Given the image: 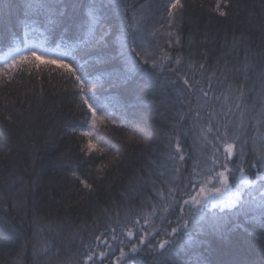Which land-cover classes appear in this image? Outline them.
<instances>
[{"label": "trees", "instance_id": "1", "mask_svg": "<svg viewBox=\"0 0 264 264\" xmlns=\"http://www.w3.org/2000/svg\"><path fill=\"white\" fill-rule=\"evenodd\" d=\"M42 2L0 0V57L16 53L17 48L26 49L32 40L78 74L83 66L87 80L94 81L88 85L86 80V88L92 87L102 105L97 115L108 119L96 121L94 135H85L92 116L65 69L43 63L37 68V62L18 68L0 65V264H77L89 250L97 253L92 264H115L120 249L127 251L135 242V237H127L124 225L133 231L143 228L152 234L149 240L157 231L164 238L163 231L170 232L177 217L187 219L190 211L204 215L201 223L215 213L226 217V228L237 222L244 227L224 239L205 227L197 237L204 243L186 245L177 252L181 259L188 261L198 253L208 264H262L264 229L244 216L233 217L239 205L215 203L213 208L208 202L200 210L183 205L189 193L196 195L200 186L211 187L212 150L199 132L210 109L199 99L197 89L190 90L187 99L178 97L182 80L174 69L192 83L200 81L199 87L206 90L211 78L210 98L227 93L229 84L235 88L248 76L246 91H253L247 93V104L251 109L255 102L256 108L246 117L249 143L244 167L247 179L259 183L256 169L249 170L247 161L255 159L252 138L256 148L264 146L253 118L260 108L257 93L264 73V0H181L183 8L171 18L170 33L163 23L173 0H96L104 7L99 13L101 21L95 25L88 8L93 0H49L60 13L51 23L43 10L29 13L25 8L27 3ZM217 5L225 16L219 14ZM90 27L95 38L104 30L108 34L100 43L93 39L86 46L83 42L89 39ZM165 56L170 60H164ZM131 59L142 71L134 72V79L126 83L120 73L127 71ZM153 61L157 68L152 67ZM200 64L205 65L203 70ZM213 72L215 76H211ZM129 86L136 89L135 95H129ZM234 100L233 92L226 103ZM221 103L212 100L217 112ZM198 108L201 118L194 128ZM181 111L188 115L177 127ZM5 115L11 119H4ZM213 135L208 134V140ZM176 136H180L185 158L173 163L169 141L175 143ZM217 158L223 162L222 152ZM228 166H236L235 157ZM174 167L179 168L178 174ZM215 170L223 169L217 165ZM73 171L94 190L85 189L71 175ZM238 177V173L236 178L230 177L229 189L234 193L239 188L233 184ZM190 180L197 185L195 189L188 187ZM101 234L106 243L95 240ZM113 235L118 239L113 240ZM100 252L108 255L101 258ZM155 255L146 251L139 259L142 264H153Z\"/></svg>", "mask_w": 264, "mask_h": 264}, {"label": "snow or ice", "instance_id": "2", "mask_svg": "<svg viewBox=\"0 0 264 264\" xmlns=\"http://www.w3.org/2000/svg\"><path fill=\"white\" fill-rule=\"evenodd\" d=\"M103 4H99L96 0L88 6L89 8V16L90 22L92 25L98 24L101 21V16L99 13L103 8ZM25 8L31 13L33 10L39 12L43 10L46 16L49 18V22L52 21V17H56L60 15L58 12L57 6L55 3L49 2V0H44V2L39 3L37 5H33L31 3H27ZM183 8V4L181 0H173L168 9V16L171 18L174 16L175 11ZM220 6L217 5V10L219 11ZM123 14H127L126 8L123 10ZM221 16H225L226 13L224 11H219ZM26 19H31V16H27ZM135 15L133 16V20H135ZM89 39L84 41L87 46L91 40L95 39V42L100 43L104 37L108 34L107 30L101 32L99 38H95L91 35L92 28H89ZM132 42L135 43V36L132 38ZM178 42V41H177ZM129 47H131L129 45ZM132 52H135L137 56L141 55V52L137 51L136 48H131ZM164 60H170V57L165 56ZM35 63V67L39 68L40 63L45 65H57L60 68L65 69L68 76L70 78H74V87L76 88V95L82 101V104L87 106V112L91 113L92 123L95 126L97 120H105L107 117L98 116L97 110L102 108V105L97 101L95 93L92 91V87L86 88V80L87 74L85 73L83 66L79 70V74L77 69L71 67V65L64 63L63 60H55L48 59L43 56H38L33 51L30 55H23L14 59L11 65H7V67L18 68L23 64H32ZM148 61L145 60V63ZM87 63V62H86ZM181 63L180 58L176 59V64L179 65ZM227 64V61H225ZM153 68H157L158 65L155 61L152 64ZM161 71L163 70V61L161 65H159ZM200 69L203 70L205 68L204 64H200ZM248 66L245 65L243 71L247 72ZM142 69L140 68L139 63L135 59H131L128 61L127 71H123L120 73V78H122L126 83L133 80V73L140 72ZM176 75L182 80V85L180 91H178V97H184L187 99V93L192 89H197L200 93L199 99L203 100L204 105H207L210 109L209 115L206 118V124L204 127L199 129L200 135L203 140L210 146L212 150V164L213 169L212 172L214 175L208 181L211 184V187L200 186L199 191L196 195L188 194V199L183 200V205H192L195 206L198 210L206 208V204L208 202H212L216 196H220L223 193L229 190L230 177L236 178L237 173L239 174V188L233 193L225 207H233L234 205H239L238 210L233 214V217L238 218L239 216H244L246 221H252L259 224L261 229H264V146L261 148H256V140L252 138L253 142V153L255 159L251 161H247L248 169H256L255 176L259 183L256 181H249L247 179V175L245 172V163H246V148L249 143L248 136V126L246 123V117L249 111L256 108V103L253 102L251 109H249L247 104V93L253 91V89H247L246 91V81L248 80V76L245 74L244 80L239 84L235 85L233 88L232 84H229V91L227 93H222L220 96H211L210 92L212 90V82L211 78L208 79L207 90L203 87H199L200 81H195L192 83L186 76L181 75L178 69H174ZM229 71H231L229 69ZM240 71V69H237ZM109 75H112L111 73ZM225 78H227V73H224ZM261 87L258 91L257 95L259 97L260 108L255 112V116L253 117L256 121V131L259 138L264 141V73L261 74ZM211 76H215V72L211 74ZM83 77V79H82ZM88 85H93V80H87ZM173 84H177V81H173ZM129 95H135L136 89L134 87L129 86L128 88ZM235 94L234 103L228 104L226 103L231 98L232 94ZM90 100L93 103H90ZM212 100L215 101H223L221 103L220 112L212 106ZM184 100H181L183 103ZM95 105V106H94ZM204 105H200L199 107H203ZM225 108L227 109L225 111ZM221 113H223V117H221ZM85 115L87 113H84ZM188 113L178 112L177 113V127L180 123L184 122L185 117ZM214 117H217L215 121ZM235 117V118H233ZM201 112L199 108L195 112V119L193 127H196V123L200 121ZM4 119L10 120L11 117L5 115ZM113 123L115 121L113 120ZM126 127V125H122ZM214 133L211 140H208V134ZM186 134V133H185ZM85 135H91L90 132H86ZM130 140H135V137H130ZM169 145L172 149V153L169 155V160L175 163V161L184 160V154L181 147V139L180 136L175 137V143L172 140L169 141ZM3 147V145H0ZM92 150V145L89 144V151ZM222 152L223 162L217 158V154ZM233 157L236 158V166L234 168H229V163L233 162ZM222 168V171H216V166ZM103 169H101L102 171ZM173 171L175 173H179V168L174 167ZM71 175L83 185L85 189L89 192H92L93 185L88 183L86 180L81 179L76 171H73ZM215 180L216 183H212V180ZM188 187L195 189L197 187L196 184H193L192 181H189ZM245 189H250L247 193H245ZM174 191V189L169 190ZM158 195H163L162 192L158 191ZM180 211L183 213L184 208L181 205H177ZM212 207L215 208L216 204L213 202ZM7 211V209H4ZM167 211V208L164 209ZM232 218V217H229ZM163 219V217H162ZM201 221H205V217L203 214L197 215L196 211H190L188 218H184L183 216L177 217V225L176 227H171V231L164 230L163 237H161V233L157 231L153 235V239L149 240L148 236L152 235L146 233L143 228L138 229L137 231H133L132 228H129L127 225H124L126 229L127 237H135V242H131L128 245V250L125 251L123 248L120 249V254L115 258V264H142V261L139 259V256L144 253H155L153 264H208L206 259H201L198 253H194L188 261L181 259L177 256L178 251H184L185 246L188 247H198L204 243V241L198 239L199 233L205 230V227L210 228L216 231L222 239L227 237V234L233 232L235 230H239L244 227L241 223H234L231 228H226L227 219L224 216L216 215L215 213L211 217V219L207 220L205 223H201ZM119 223V221H117ZM139 221H134L133 227L138 224ZM147 223V220H145ZM171 225V221L168 222ZM113 233L115 229H112ZM193 231L196 232V235H193ZM105 234H101V236H96L95 240L100 241V243H106L101 237ZM113 240L118 239L115 235L112 237ZM147 241V243H146ZM87 248V246H85ZM110 247V245H109ZM43 251H48L47 243H43ZM97 253L94 251H86L85 254L81 257V260L77 262V264H92L94 258ZM108 253L100 252L99 257L103 258L107 256ZM131 257V260L128 258ZM264 264V261H262Z\"/></svg>", "mask_w": 264, "mask_h": 264}, {"label": "rangeland", "instance_id": "3", "mask_svg": "<svg viewBox=\"0 0 264 264\" xmlns=\"http://www.w3.org/2000/svg\"><path fill=\"white\" fill-rule=\"evenodd\" d=\"M172 18V17H171ZM171 18L167 15V17L165 18V21L163 23V28L166 29L169 33L171 32ZM27 46L25 47L26 49H16V53L9 55V56H4V57H0V65H11L12 61L14 59H16L17 57L23 56V55H30L31 52H35L36 55L38 56H43L46 57L48 59H55L56 57L53 58L49 55H47V53H44L41 49V46L38 42L35 41H28L27 42ZM98 121V120H97ZM96 126V123H95ZM95 126H93V123H90L89 129L87 132H90L91 135H94V128ZM200 137V136H199ZM263 145H264V141H263ZM206 170H209L208 167H206ZM213 183H216V181L214 180ZM235 188L237 189L239 186V180L233 182ZM250 190V189H249ZM247 190L246 193L249 191ZM234 190L229 189L227 192L223 193L220 196H216L214 200H212V202L210 203H217L218 205H226L231 197V195L234 193ZM212 199V198H210Z\"/></svg>", "mask_w": 264, "mask_h": 264}]
</instances>
